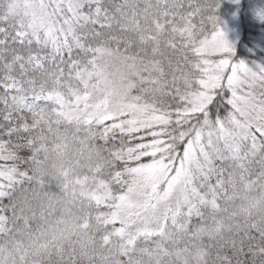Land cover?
<instances>
[{
  "label": "snow or ice",
  "instance_id": "1",
  "mask_svg": "<svg viewBox=\"0 0 264 264\" xmlns=\"http://www.w3.org/2000/svg\"><path fill=\"white\" fill-rule=\"evenodd\" d=\"M221 4L0 0V235L10 222L28 224L34 186L56 179L37 169L48 136L62 127L95 147L96 163L71 181L65 171L58 186L100 211H114L152 166L183 186L190 225L214 210L226 182L251 165L264 179V65L236 58L221 27ZM257 15L264 21V10ZM113 54L132 73L119 105L102 84L103 61ZM157 92L175 104L158 108L151 99ZM106 219L97 218L105 232L112 227ZM224 231L222 224L214 229L221 264L264 257V231L255 224L226 241ZM75 260L73 253L68 264Z\"/></svg>",
  "mask_w": 264,
  "mask_h": 264
},
{
  "label": "trees",
  "instance_id": "2",
  "mask_svg": "<svg viewBox=\"0 0 264 264\" xmlns=\"http://www.w3.org/2000/svg\"><path fill=\"white\" fill-rule=\"evenodd\" d=\"M241 1L242 5H246L248 2L264 0ZM235 5L233 0H222L218 12L220 20L227 18L235 9ZM240 23L242 33L235 56L239 60L253 61L259 56V53L254 54L256 32L243 26V14H240ZM151 99H162L169 106L174 103V100L162 92L155 93ZM65 139H70L76 146L80 145L71 128L62 127L59 133L54 132L48 136L47 149L40 155L42 163L37 170L56 179L46 182L43 188L34 186L37 194H30L32 211L26 213L28 224L22 219L10 222L9 230L0 235V246L5 245L11 253L17 255L24 252L23 257L31 264H68V257L73 253L76 257L75 264H169L176 261L177 255L183 250H201L206 252L209 258L220 261L217 256L223 246L214 232L217 225L224 226L222 239L225 241L238 235L248 224H255L264 231V201L257 209L243 207L239 202L243 195L259 192L263 179H260L259 165L253 164L249 172L237 176L234 183L226 182V192L222 188L218 194V205L214 210L205 211L201 221L193 219L191 225L188 221L180 234H176L174 229L167 225L162 234L138 237L130 247L125 248L119 238L111 235L116 224L105 232L104 225L97 223V218L108 209L100 211L86 199H73L71 187L62 191L58 186L65 171L68 173L67 180L71 181L75 179V173L85 172L88 168L82 166L84 161L79 155L74 156L72 151L68 152L67 162H64ZM57 147H61L60 152ZM65 206L66 210H63ZM104 224L111 225L105 221ZM50 229L66 230L67 236L51 235ZM169 232L171 236L167 239L165 236ZM57 249L63 254L62 258L57 255ZM240 259L244 264H264V257L241 256Z\"/></svg>",
  "mask_w": 264,
  "mask_h": 264
},
{
  "label": "rangeland",
  "instance_id": "3",
  "mask_svg": "<svg viewBox=\"0 0 264 264\" xmlns=\"http://www.w3.org/2000/svg\"><path fill=\"white\" fill-rule=\"evenodd\" d=\"M241 3L242 1L239 0L232 13L227 18L220 20L221 27L236 50L242 33L240 14H243L245 22L243 26L256 32V51H254V54L258 55L259 53L255 60L244 61L249 66L253 64L264 65V21L257 15L259 11L264 10V1L248 2L246 5ZM103 65L102 84L107 89L106 98H110L113 105H119L122 98L127 94V83L132 79L131 70L119 54L105 57ZM152 100L158 108L168 110L169 105L162 99ZM149 119L152 123H163L161 117H151ZM60 149L61 147H57L58 152H60ZM73 154L74 156L79 155ZM261 181L258 194L255 192L248 196L243 195L240 198L239 202L244 205L243 207L249 206L257 209L264 201V179ZM185 200L184 188L179 180L176 177L169 179L168 172L162 166H152L142 171L134 182L130 193L116 202L115 210H108L102 216L107 217L105 222L111 225L119 222V227H115L111 235L119 238L123 244L122 246L128 248L138 237L162 234L167 225L171 226L176 234L183 232L188 222L187 214L182 210ZM63 210H66V206ZM174 225L176 226L173 227ZM50 232L51 235L58 237L67 236L66 230L50 229ZM170 236L171 233L169 232L165 237L168 239ZM23 255L24 252H19L17 255L14 252L11 253L5 245L0 246V264H31ZM180 263L221 264L220 261L209 258L207 253L201 250H196V252L183 250L177 255L176 261H171L169 264Z\"/></svg>",
  "mask_w": 264,
  "mask_h": 264
},
{
  "label": "clouds",
  "instance_id": "4",
  "mask_svg": "<svg viewBox=\"0 0 264 264\" xmlns=\"http://www.w3.org/2000/svg\"><path fill=\"white\" fill-rule=\"evenodd\" d=\"M64 149H63V160L66 163L68 159V152L72 151L73 153L79 154L81 160L84 161L82 166H90L91 164L96 163L95 156V147H89L86 144H81L77 147L75 144L71 143L70 140L65 139L63 141Z\"/></svg>",
  "mask_w": 264,
  "mask_h": 264
}]
</instances>
